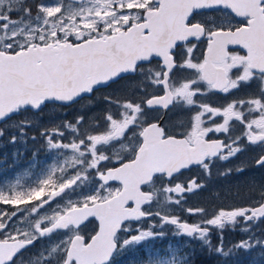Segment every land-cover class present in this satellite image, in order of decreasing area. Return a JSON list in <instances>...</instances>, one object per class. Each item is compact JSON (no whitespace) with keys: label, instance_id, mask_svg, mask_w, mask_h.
I'll return each mask as SVG.
<instances>
[{"label":"snow or ice","instance_id":"snow-or-ice-1","mask_svg":"<svg viewBox=\"0 0 264 264\" xmlns=\"http://www.w3.org/2000/svg\"><path fill=\"white\" fill-rule=\"evenodd\" d=\"M74 105L38 130L56 162L0 185V264L264 258V182L209 212L184 178L264 173V0H0V137L36 141L45 109ZM169 234L186 240L154 248Z\"/></svg>","mask_w":264,"mask_h":264},{"label":"rangeland","instance_id":"rangeland-1","mask_svg":"<svg viewBox=\"0 0 264 264\" xmlns=\"http://www.w3.org/2000/svg\"><path fill=\"white\" fill-rule=\"evenodd\" d=\"M80 107V105H77L68 110L58 107H49L45 109L37 118V127L28 130L29 137L34 134L37 135L36 141L29 138L26 139V141L12 143L10 142V137L14 134V130L6 131L5 135L0 137V185L15 182L16 179H20L22 183L28 184L36 179L42 169H46L55 163V154L41 147L42 142L38 137V130L43 127H52L61 123L74 121L80 111ZM3 127H5V125L0 126V128ZM33 147L36 148V151L31 153ZM30 154L32 155L30 156ZM188 206H190L189 202L186 204V207ZM171 237L172 235L169 234L164 240H156L153 244L154 248H164L173 238ZM185 240H183V238L177 239L174 237L171 243L173 245H180L183 244ZM143 251V246L137 249L136 252L131 251L129 253V259L132 260L130 264H136L137 255L140 257L141 254L143 259ZM251 256L257 257L258 263L254 261L253 264H264V258L260 256L259 252L254 251L251 253L241 251L229 261L239 260V264H241L243 258H249ZM121 264L124 263L122 262Z\"/></svg>","mask_w":264,"mask_h":264},{"label":"flooded vegetation","instance_id":"flooded-vegetation-1","mask_svg":"<svg viewBox=\"0 0 264 264\" xmlns=\"http://www.w3.org/2000/svg\"><path fill=\"white\" fill-rule=\"evenodd\" d=\"M222 102V101H221ZM84 103V102H81ZM74 105L72 107L66 108V110L76 107ZM99 108L95 109L94 112H98ZM94 114V113H92ZM19 118V117H18ZM35 135V134H34ZM36 148L33 147L31 153L35 152ZM32 154H30L31 156ZM247 159V155L241 156L240 160ZM239 164V160L233 159L230 162L227 161H217L215 167L213 168V178L211 180H206L203 177L202 173L199 169H192L191 171H186L184 174L185 179L189 178H197L201 182L206 183V188L201 190L198 194H190L188 196V202L191 207L204 206L209 209V212L215 210L221 204L232 205V204H241L243 203V198L247 195L248 189L246 187L247 182L255 181L257 183L264 182V173L257 170L248 169L244 175H237L233 173L232 178L220 177L217 175L219 171H223L227 167H235ZM192 221H197L198 218L193 216L190 218ZM260 228H264V224L260 225ZM259 231V229H257ZM173 237V236H172ZM171 237V238H172ZM2 238V237H0ZM244 238V235L240 233L239 228L236 231H226L224 233V242L226 245H231L233 242H237ZM174 240V237L171 241ZM185 240V238H183ZM169 241V242H171ZM215 243V238L213 239ZM43 243V242H41ZM40 245H37V248ZM32 251H36V249H32ZM129 252H126L120 259L121 263L130 264L132 262L129 259ZM254 252H259V250H255ZM144 251L142 252V254ZM207 257L212 260L215 264H224L223 261H219L217 258L209 257L207 254L198 255L195 261V264H199L202 257ZM255 256L243 258L241 264H253V259ZM140 258L142 259V255L140 254ZM252 259L249 261V259ZM239 264V260L229 261L228 264Z\"/></svg>","mask_w":264,"mask_h":264},{"label":"trees","instance_id":"trees-1","mask_svg":"<svg viewBox=\"0 0 264 264\" xmlns=\"http://www.w3.org/2000/svg\"><path fill=\"white\" fill-rule=\"evenodd\" d=\"M254 259L257 260V257L255 256ZM253 259V260H254ZM252 259H249V261H251ZM199 264H215L213 261L209 260V258H207L206 256L205 257H202L201 258V261Z\"/></svg>","mask_w":264,"mask_h":264},{"label":"water","instance_id":"water-1","mask_svg":"<svg viewBox=\"0 0 264 264\" xmlns=\"http://www.w3.org/2000/svg\"><path fill=\"white\" fill-rule=\"evenodd\" d=\"M2 124H0V126H1Z\"/></svg>","mask_w":264,"mask_h":264}]
</instances>
